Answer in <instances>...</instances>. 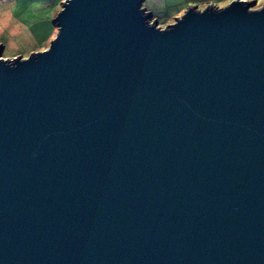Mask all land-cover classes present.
Returning a JSON list of instances; mask_svg holds the SVG:
<instances>
[{
    "label": "water",
    "instance_id": "obj_1",
    "mask_svg": "<svg viewBox=\"0 0 264 264\" xmlns=\"http://www.w3.org/2000/svg\"><path fill=\"white\" fill-rule=\"evenodd\" d=\"M64 0L3 58L0 264H264V4Z\"/></svg>",
    "mask_w": 264,
    "mask_h": 264
},
{
    "label": "rangeland",
    "instance_id": "obj_2",
    "mask_svg": "<svg viewBox=\"0 0 264 264\" xmlns=\"http://www.w3.org/2000/svg\"><path fill=\"white\" fill-rule=\"evenodd\" d=\"M63 1L0 0L2 57L23 58L31 52L47 48L57 33L52 19L61 9ZM262 4L264 0H256L255 7ZM163 21V18L158 21L159 25H164Z\"/></svg>",
    "mask_w": 264,
    "mask_h": 264
},
{
    "label": "crops",
    "instance_id": "obj_3",
    "mask_svg": "<svg viewBox=\"0 0 264 264\" xmlns=\"http://www.w3.org/2000/svg\"><path fill=\"white\" fill-rule=\"evenodd\" d=\"M230 1L231 0H143V6L146 7L148 11H151L153 18H156L158 21L163 18L164 21L162 23L164 25L160 26H165L173 22L175 17L180 16L189 5H196L198 8L202 9L209 4L221 6L226 5Z\"/></svg>",
    "mask_w": 264,
    "mask_h": 264
},
{
    "label": "snow or ice",
    "instance_id": "obj_4",
    "mask_svg": "<svg viewBox=\"0 0 264 264\" xmlns=\"http://www.w3.org/2000/svg\"><path fill=\"white\" fill-rule=\"evenodd\" d=\"M223 7V5H221Z\"/></svg>",
    "mask_w": 264,
    "mask_h": 264
}]
</instances>
